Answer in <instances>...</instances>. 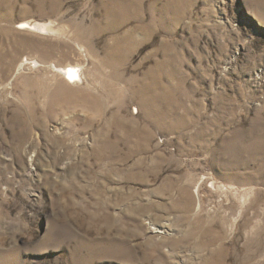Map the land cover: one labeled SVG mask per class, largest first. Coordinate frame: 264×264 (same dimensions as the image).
I'll return each mask as SVG.
<instances>
[{"label":"rangeland","instance_id":"1","mask_svg":"<svg viewBox=\"0 0 264 264\" xmlns=\"http://www.w3.org/2000/svg\"><path fill=\"white\" fill-rule=\"evenodd\" d=\"M0 264H264V0H0Z\"/></svg>","mask_w":264,"mask_h":264},{"label":"bare ground","instance_id":"2","mask_svg":"<svg viewBox=\"0 0 264 264\" xmlns=\"http://www.w3.org/2000/svg\"><path fill=\"white\" fill-rule=\"evenodd\" d=\"M35 28V26H30L31 30ZM54 70L63 77L64 81H67L68 83L76 82V78L79 77V73L76 67L67 66L64 68H55Z\"/></svg>","mask_w":264,"mask_h":264}]
</instances>
